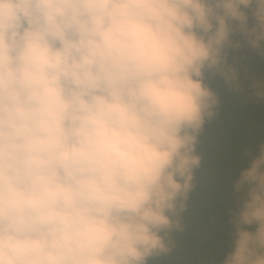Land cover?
Here are the masks:
<instances>
[{
	"label": "clouds",
	"instance_id": "obj_1",
	"mask_svg": "<svg viewBox=\"0 0 264 264\" xmlns=\"http://www.w3.org/2000/svg\"><path fill=\"white\" fill-rule=\"evenodd\" d=\"M245 47L264 57V0H0V264L171 254L220 114L206 78L244 92ZM233 187L222 264H264V142Z\"/></svg>",
	"mask_w": 264,
	"mask_h": 264
},
{
	"label": "trees",
	"instance_id": "obj_2",
	"mask_svg": "<svg viewBox=\"0 0 264 264\" xmlns=\"http://www.w3.org/2000/svg\"><path fill=\"white\" fill-rule=\"evenodd\" d=\"M248 85L242 94L223 86L220 114L206 123L197 146L203 160L183 214L184 231L173 233L176 247L171 254L151 258L148 264H222L232 250L231 214L240 195L233 185L264 142V105L257 109V102H251ZM258 126L260 136L252 139ZM245 151L252 155L245 157Z\"/></svg>",
	"mask_w": 264,
	"mask_h": 264
},
{
	"label": "rangeland",
	"instance_id": "obj_3",
	"mask_svg": "<svg viewBox=\"0 0 264 264\" xmlns=\"http://www.w3.org/2000/svg\"><path fill=\"white\" fill-rule=\"evenodd\" d=\"M228 59L229 63L234 64L238 68L241 83L243 86H247L249 83L251 84L253 80L264 81V57L257 55L250 48L245 47L239 50H230ZM221 81H223V79L219 76L206 78V82L217 92L220 98L222 92L224 91L223 86L225 85V83H222ZM253 98L254 96L250 97L251 102H257V109L262 108V106L264 105L263 101H261V99L256 100V98ZM247 100H249L248 97ZM252 131V139L260 136L259 126L253 128Z\"/></svg>",
	"mask_w": 264,
	"mask_h": 264
}]
</instances>
